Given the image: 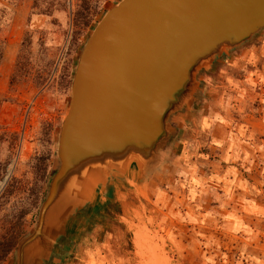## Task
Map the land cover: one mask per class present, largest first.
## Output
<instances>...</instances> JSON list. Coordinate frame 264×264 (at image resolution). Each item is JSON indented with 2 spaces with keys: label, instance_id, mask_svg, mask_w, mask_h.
Here are the masks:
<instances>
[{
  "label": "rangeland",
  "instance_id": "obj_1",
  "mask_svg": "<svg viewBox=\"0 0 264 264\" xmlns=\"http://www.w3.org/2000/svg\"><path fill=\"white\" fill-rule=\"evenodd\" d=\"M120 1L0 0V264L38 226L78 59ZM197 81L159 161L82 188L27 264H264V29Z\"/></svg>",
  "mask_w": 264,
  "mask_h": 264
},
{
  "label": "water",
  "instance_id": "obj_2",
  "mask_svg": "<svg viewBox=\"0 0 264 264\" xmlns=\"http://www.w3.org/2000/svg\"><path fill=\"white\" fill-rule=\"evenodd\" d=\"M94 27L60 129V167L18 264L29 246L60 236L88 200L82 188L159 161L201 69L264 29V0H121Z\"/></svg>",
  "mask_w": 264,
  "mask_h": 264
},
{
  "label": "crops",
  "instance_id": "obj_3",
  "mask_svg": "<svg viewBox=\"0 0 264 264\" xmlns=\"http://www.w3.org/2000/svg\"><path fill=\"white\" fill-rule=\"evenodd\" d=\"M245 86H247V85H245ZM238 91H242V90L240 89V90H238ZM245 91H246V90H245ZM211 112H212V113H211L212 116H214L215 114H217L216 111H214V109H212ZM220 113L222 114V112H220ZM218 119H219V118H218ZM219 125H220L219 122H217L216 125L214 126V129L220 127ZM222 128H224V127H222ZM224 129H225V128H224ZM239 178H240L239 180H241V182H242V177H239Z\"/></svg>",
  "mask_w": 264,
  "mask_h": 264
}]
</instances>
